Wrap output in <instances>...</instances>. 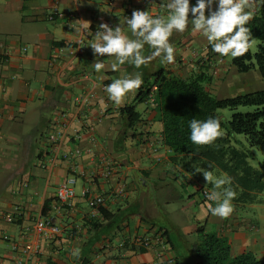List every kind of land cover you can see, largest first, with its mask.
<instances>
[{"label":"crops","instance_id":"0c3cea01","mask_svg":"<svg viewBox=\"0 0 264 264\" xmlns=\"http://www.w3.org/2000/svg\"><path fill=\"white\" fill-rule=\"evenodd\" d=\"M166 3L0 0V264H197L191 249L199 226L228 238L233 256L251 252L264 260V204L251 212L256 217L247 211L236 217L240 207L257 202L249 186L251 174L240 172L248 167L231 162L218 146L210 154L174 153L163 143L155 99L137 105L136 90L116 105L104 90L116 78L140 73L144 81L162 69L183 78L208 72L213 79L228 68L233 71L232 57L214 52L206 36L191 25L170 37L176 49L171 64L156 57L140 68L126 62L113 71L115 56L93 55L89 45L99 24L120 25L134 39L126 17L139 9L167 18ZM258 7L253 5L255 12ZM71 24L88 28L77 33ZM152 51L145 45L144 55ZM96 59L105 65L99 73L92 67ZM130 105L142 116L133 128L121 113ZM77 149L81 154L73 156ZM209 165L231 178L234 211L227 218L214 216L209 205L215 201L201 200L199 188H185L188 202L180 208L185 222L180 226L179 210H161V195L176 189L178 180L184 179L181 187L195 185L203 178L196 169ZM70 177L76 179V196L58 211L57 188ZM98 196L104 197V214L90 206ZM16 208L20 215L7 220ZM43 217L60 225V235L34 236L35 222ZM33 246L40 252L27 258L24 249ZM76 249L78 256L72 255Z\"/></svg>","mask_w":264,"mask_h":264},{"label":"clouds","instance_id":"9594fccd","mask_svg":"<svg viewBox=\"0 0 264 264\" xmlns=\"http://www.w3.org/2000/svg\"><path fill=\"white\" fill-rule=\"evenodd\" d=\"M149 2L151 4L152 0ZM256 3L264 4V0H196L195 4L191 0H167V18L163 15L153 16L148 11L139 9H134L131 16L126 17L134 39L124 35L120 25L113 28L108 23H101L95 41L89 46L96 57L105 54L116 57L117 63L111 65L113 71L119 70V66L126 62L140 68L156 57L171 64L175 61L176 49L170 42V37L174 32L183 33L191 25L194 31L206 36L214 52L221 56L243 57L253 44L252 33L246 25L254 17L253 5ZM71 27L79 33L82 29L87 30L88 25L75 27L71 24ZM145 45L154 49L151 55H144ZM92 67L99 73L105 65L102 60L96 59ZM143 83L142 75L137 73L114 79L105 85L104 90L111 101L120 105L128 95L140 89ZM189 128V139L196 145L213 144L224 134L218 117L206 120L193 118L189 122ZM211 168L212 165H209L206 170L196 171L202 172L205 181L212 183L216 189L208 194V199L216 202L215 206L209 205L210 213L227 218L234 211L232 201L236 192L231 187L230 177L214 176ZM72 255L78 256L79 249L74 250Z\"/></svg>","mask_w":264,"mask_h":264},{"label":"trees","instance_id":"16d2710c","mask_svg":"<svg viewBox=\"0 0 264 264\" xmlns=\"http://www.w3.org/2000/svg\"><path fill=\"white\" fill-rule=\"evenodd\" d=\"M246 26L252 33V47L243 57H232L231 66L240 74L257 71L264 79V4L257 8L253 19ZM254 42H257L256 51H253ZM212 83L213 77L208 72L183 78L170 75L162 69L144 80L138 89L135 103L138 105L149 102L151 98L155 99L161 115L163 143L178 155L197 151L210 154L212 146L221 147L225 151L220 143L229 142V138L234 135L244 136L252 147L264 148V89L218 99L210 91ZM240 107H251L254 110L234 113L230 121H224L219 114L221 110L233 111ZM121 113L127 117L130 128L141 121L142 116L136 110V105L122 108ZM209 117L220 118L223 136L210 145L193 144L189 139V122L193 118L206 120ZM261 166L264 172V163ZM245 171L251 174L249 186L263 191L264 183L259 173L252 172L248 167L240 170L242 176H245ZM44 211L46 213V209ZM100 213L104 214V211L100 209ZM196 234L197 239L191 252L197 264H264V260L258 259L251 252L233 256L229 239L209 232L205 226H199Z\"/></svg>","mask_w":264,"mask_h":264},{"label":"rangeland","instance_id":"374dc122","mask_svg":"<svg viewBox=\"0 0 264 264\" xmlns=\"http://www.w3.org/2000/svg\"><path fill=\"white\" fill-rule=\"evenodd\" d=\"M258 5L260 6L262 4L258 3ZM256 45L257 42H254L253 51H256ZM221 75L222 76L218 79H213V83L210 86L211 93L218 99H225L228 97L255 93L264 89V79L261 78L260 74L257 71H251L246 74H240L234 68L233 71L228 68V70L225 73H222ZM253 110L254 108L251 107H240L233 111L228 109L221 110L219 111V114L224 121H230L234 113L252 112ZM220 144L224 146L225 153L227 154L231 162H237L239 164L249 167L253 170L252 172L259 173L258 176L262 178L261 181L264 183V172L261 166V164L264 163V148L250 146L246 138L242 135L231 136L229 138V142H222ZM208 167L206 169H208ZM212 169H214V176L218 177L219 174L227 176L226 172L219 166H214V168L212 166L211 171ZM197 180L198 181L195 183V185H185L184 187H181V181H184V179L178 180L176 189L168 190L163 195H161V210H179L178 214L180 215V208L186 205V203L188 202V192H185V188L188 191L193 192H195L199 188L201 190L199 192V197L201 198V200H204V198H206L203 194L204 189L208 190L210 193L216 191L212 183H207L205 181L204 176L202 179L198 178ZM253 197L257 199V202L248 204L251 205V207H240L238 210L239 214H237V216L235 215L237 218L243 217V214H245L246 211L247 214L250 213L252 217H256L251 212L253 210L258 212L260 211V206L264 204V190H255ZM168 199H171L169 200L170 203H166ZM179 219L182 220V222L179 221V225H184L185 222L183 221L181 215ZM211 227L212 226H210L209 229H211ZM189 241H193V238L189 239Z\"/></svg>","mask_w":264,"mask_h":264},{"label":"built area","instance_id":"2783aa9c","mask_svg":"<svg viewBox=\"0 0 264 264\" xmlns=\"http://www.w3.org/2000/svg\"><path fill=\"white\" fill-rule=\"evenodd\" d=\"M105 89V87H104ZM90 96H87L84 101L88 100ZM150 101H154V98H151ZM81 154V151L77 149L75 151L74 155ZM76 179L75 177H70L67 179V181L63 184H61L56 191V210L60 211L65 206L70 205L71 201L76 196ZM210 192L208 190H204L203 194L206 198H208V194ZM89 190H85L84 195H88ZM90 206L95 211L96 214L100 212L101 207L104 206L105 200L103 196H98L95 198H92L90 200ZM16 215H20V209L16 208L15 214H7L6 219L11 221L14 219ZM61 233V227L60 225L56 224L55 221L50 217H43L35 222L34 228H33V234L36 238H44V239H54L56 236L60 235ZM140 244H143L145 246L148 245V242L140 241ZM159 243L161 244L162 248L166 247V240L163 236H161ZM40 248L39 246H33L32 248H26L24 249V254L29 258L30 256H36L39 254Z\"/></svg>","mask_w":264,"mask_h":264}]
</instances>
